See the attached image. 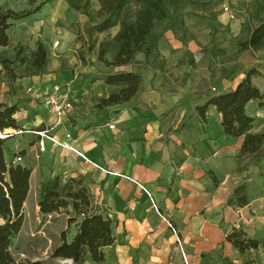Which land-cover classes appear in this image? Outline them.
Returning <instances> with one entry per match:
<instances>
[{"label": "crops", "instance_id": "crops-1", "mask_svg": "<svg viewBox=\"0 0 264 264\" xmlns=\"http://www.w3.org/2000/svg\"><path fill=\"white\" fill-rule=\"evenodd\" d=\"M67 14V0L48 3L40 12L15 22L11 44L0 46L4 53L26 44L23 39L28 38L34 49L40 39L53 55L48 73L13 79L12 91L0 95V102L21 106L15 114L21 127L7 128L14 134L6 139L5 154L8 162L21 155L23 164L32 168L24 208L33 195L40 211L39 203L52 188L55 175H83L99 212L112 219L115 242L104 248L108 264H186L184 255L189 264H220L222 258L230 264H264V159L261 166L248 170L250 202L239 213L228 200L241 181L235 169L243 137L224 132L222 114L215 105H208L206 117L197 109L211 95L235 89L246 69L258 61L264 63V50L245 51L227 63L222 58L226 53L214 57L199 45L200 39L191 40L187 49L195 61L192 65L183 42L167 31L159 41L164 69L144 64L142 53L138 63L114 69L139 74L142 84L130 101L99 111L94 107L98 98L113 89L100 76L108 69L82 65L76 55L77 35L70 28L59 31L60 43L52 47L56 21ZM30 21L29 33L24 34L20 28ZM220 22L234 26L227 19ZM254 82L264 89L262 77ZM56 86L70 92L74 105L59 125L43 102L45 93ZM247 112L256 118L254 130H263L264 105L251 100ZM35 129H48L57 140L71 142L120 175L88 165L50 140L42 151L39 137L32 132ZM18 130L22 132L15 133ZM130 178L143 184L151 196ZM162 216L172 221L177 234ZM234 228H243L262 244L242 255L226 240Z\"/></svg>", "mask_w": 264, "mask_h": 264}, {"label": "trees", "instance_id": "trees-1", "mask_svg": "<svg viewBox=\"0 0 264 264\" xmlns=\"http://www.w3.org/2000/svg\"><path fill=\"white\" fill-rule=\"evenodd\" d=\"M29 8L15 10L0 4V46L11 44V28L15 22L28 18L42 10L55 0H28ZM69 11L82 12L88 17L86 34L89 43L78 51L82 65H100L108 70L100 75L103 82L113 87L108 96L99 97L94 107L103 111L111 106L130 101L140 89L142 77L131 71L114 69L136 64L138 54H144V64L160 70L164 69L165 60L159 49V41L167 31H173L186 48V56L195 65L192 53L187 49L191 40H195L184 18L182 7L186 5L205 6L202 0H67ZM94 2V3H93ZM221 0H215V5ZM98 4V8L95 7ZM253 10L241 24L240 32L235 36L237 49L232 60L245 51L264 50V1L252 0ZM214 8V7H213ZM208 25L215 42L219 31H231V26L223 25L217 18L218 13L211 8ZM114 35L111 30L116 29ZM101 34H106L100 38ZM205 51H211L214 57L224 53L223 47L204 45ZM26 55V45L19 43L14 48L13 57L3 59V68L12 79L24 76L48 73L51 63L50 51L42 40H37L35 48ZM94 55V59H92ZM186 60L183 59L182 63ZM24 68L23 75L16 70ZM62 67H65L63 63ZM225 70V69H224ZM245 75L237 87L211 95L207 104L197 109L206 117L208 105H215L222 114V127L226 134L243 137V143L237 158L235 172L241 181L235 187L228 204L244 207L250 202L248 170L251 166H261L264 159V129L256 132V118L247 112L251 100L264 105V89L255 82L262 77L264 81V63L258 61L245 70ZM18 103L9 105L0 102V129H19L21 126L15 114L20 111ZM43 128V127H40ZM6 139L0 138V264H43L41 260L17 261L11 247L19 235L24 223V203L30 191L32 168L23 163L11 164L5 154ZM40 212L51 214L68 212V224L77 222L78 228L68 240L62 233V241L52 253L53 258L70 259L75 264H106L104 248L115 242L112 219L94 203L93 194L87 177H65L62 174L53 177V186L39 203ZM71 208V211L69 209ZM226 240L245 255L256 250L261 240L248 236L243 228H234ZM221 262L230 264L227 258Z\"/></svg>", "mask_w": 264, "mask_h": 264}, {"label": "rangeland", "instance_id": "rangeland-1", "mask_svg": "<svg viewBox=\"0 0 264 264\" xmlns=\"http://www.w3.org/2000/svg\"><path fill=\"white\" fill-rule=\"evenodd\" d=\"M6 1V2H5ZM8 1L12 2V6L9 5ZM43 0H38L37 4ZM205 2V6L201 5H186L182 7V12L184 14L185 22L189 30L194 33L195 40L203 48L211 42L212 47H223L224 53L221 55L222 58L226 60L227 63L232 61V55L237 49L235 36L239 34V28L246 17L249 16L250 12L253 10L252 0H221V2L215 5V0H202ZM264 1V0H263ZM94 3V2H93ZM0 4L6 5L15 10H23L29 8L28 0H0ZM229 6L232 12L229 14L224 12V7ZM211 8L213 11L218 13V20H229V23H233L234 26L231 31H219L215 36V42H212L213 36L211 34V29L208 25L210 20V12L206 9ZM214 7V8H213ZM61 19L56 21V32L52 36L53 42L60 39L59 31L62 29L70 28L77 35L78 44L80 45L76 51H80L85 45H88V35L86 34L88 21L84 24L82 22L88 17L82 12L69 11ZM233 16V17H232ZM33 21L28 22L25 27L21 26L20 30L29 33V27H31ZM18 31L15 33L16 37ZM117 31L116 29L111 30V34L114 35ZM64 35V34H63ZM106 34H101L100 38H104ZM26 37H28L26 35ZM64 38V37H62ZM26 42V55L31 57L30 50L32 44L29 43L28 38L23 39ZM14 50L9 48L6 52L0 53V95L8 94L12 91V82L14 80L10 78L7 71L3 68L2 60L5 58L13 57ZM76 54V53H75ZM51 56L52 53H50ZM59 55V53H57ZM78 56V53L76 54ZM68 60V59H67ZM24 68L17 69L16 71L23 75ZM27 77V76H25ZM23 104V103H22ZM37 202L35 201L33 195L27 200L25 204L24 212V223L19 235L14 239L13 245L11 247V252L17 261L26 260H41L43 264H75L72 260L53 258L51 255L54 248L61 243L62 233L64 232L67 238H70L76 231L78 224L73 222L68 224L69 215L68 212L51 213L50 216H43L40 211H36ZM86 264H95L88 262ZM108 264V263H106ZM112 264V263H111Z\"/></svg>", "mask_w": 264, "mask_h": 264}, {"label": "built area", "instance_id": "built-area-1", "mask_svg": "<svg viewBox=\"0 0 264 264\" xmlns=\"http://www.w3.org/2000/svg\"><path fill=\"white\" fill-rule=\"evenodd\" d=\"M224 12H227L230 14L232 12V9H230L229 6H225ZM59 43H60L59 40L54 41L53 46L57 47L59 45ZM43 100H44L43 101L44 105L48 109L49 113L55 118L56 123L58 125L61 124L63 119L70 113V111H72L73 106H74L73 101L71 99L70 92L63 93L59 90V88L57 86L50 88L45 93ZM21 132H22L21 130H18L15 133H21ZM32 132L36 136L39 137L38 144H39V147L42 151L46 149V140H50V141L54 142L58 147H60L62 149H67L71 152H74L86 164L91 165V166L96 167V168H100L104 172L109 173L111 175H120L117 172L107 170V169L103 168L102 166H100L98 163H96L94 160H92L83 150L77 148L71 142L57 140L54 135H51L49 133L48 129H35V130H32ZM13 134H14L13 132H8L7 129H4V130L0 129V138H2V139H8ZM66 137L71 139L72 135L68 133L66 135ZM23 160L24 159L21 155H17L14 159L11 160V164L23 163ZM130 179L133 182H135L137 185H139L141 188H143L151 196V193L147 190V188L143 184H141L139 181H137L133 178H130ZM156 209H158L157 206H156ZM237 209H238V212L240 213L242 207H237ZM162 217L166 221L168 226L172 229V231L175 234H177L178 231H177L175 225L172 223V221L170 219L166 218L165 216H162ZM177 242H178L179 247H181V250H182V240L179 237L177 239ZM184 259H185L186 264H189L185 255H184ZM220 264H224V263L221 262Z\"/></svg>", "mask_w": 264, "mask_h": 264}]
</instances>
